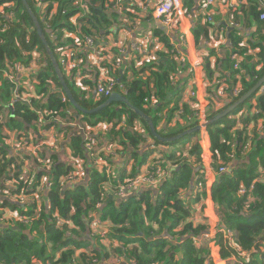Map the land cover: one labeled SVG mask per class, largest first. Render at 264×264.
<instances>
[{"label": "trees", "instance_id": "16d2710c", "mask_svg": "<svg viewBox=\"0 0 264 264\" xmlns=\"http://www.w3.org/2000/svg\"><path fill=\"white\" fill-rule=\"evenodd\" d=\"M76 1L27 0L55 58V43L42 21L40 6L47 4L46 14L49 16L53 5H56L49 21L52 29L60 30L74 21L79 28V36L90 37L95 43L106 42L114 29H120L121 21L135 23L141 11L140 7L133 5L134 0H91L86 12H82ZM238 1L240 12L235 10L231 14L235 28L229 35V45L221 48L220 58L212 56L213 50L208 51V28L212 24L205 17L192 21L191 35L197 49L202 51L200 58L208 103L206 121L234 104L264 76V21L259 19L262 8L257 0ZM108 2L111 4L106 7ZM115 2H118L117 7L112 8ZM6 3L14 5L16 21L5 22L7 28L3 30L4 18L0 17V111L8 110V122L0 125V212L7 207L23 211L30 218L35 210L30 201L23 205L13 204L21 189L29 184L21 180L24 160H30L38 169L34 190H38L42 177L49 179L48 189L39 199L38 219L30 225L0 222V264H34L37 261L41 264H108L113 254L121 260L118 264H212L210 251L215 246H218L219 257L226 264H239L233 260L235 252L228 248L220 232L212 241L206 243L203 240L210 228L208 220L203 217L206 195L200 133L174 143L160 144L149 135L146 124L119 103L111 104L95 115L80 116L61 91L21 1L0 0V6ZM185 6L188 11L194 8L193 2H186ZM247 17L251 18L250 23ZM149 18L152 20L151 15ZM144 20L146 18L141 19ZM252 24L255 32L247 38L243 30L251 28ZM149 30L163 49L155 52L156 60L149 64L136 68L135 61H132L127 65L119 82L123 89L116 88L115 93L124 95L135 108L150 117L161 137L173 138L201 122L196 99L186 95V85L192 77L186 73L187 66L178 62V49L171 43L169 35L155 26ZM63 35L58 32L57 39ZM28 37L31 47L26 44ZM67 42L71 43L70 40ZM34 48L45 66L35 80L27 82L19 78L17 86L10 84L4 76L6 61L23 63V52ZM88 55L85 53L82 58L80 87L73 84L63 71L62 74L75 101L89 110L100 106L107 98H98L95 93L93 80L96 73L88 69ZM114 75L118 77V71ZM187 77L188 82L181 85ZM217 82L227 87L223 96L227 103L215 110V103L221 98ZM235 89L240 90L237 97L232 94ZM15 92L21 97L29 95V104L13 102ZM183 98L185 102H182ZM253 101L254 106L251 104ZM244 110L248 112L242 114ZM253 110L257 113L254 114ZM36 112L42 113L46 120L57 115L65 123L56 124L48 120L40 128L34 124L38 119ZM139 124L143 132L134 131ZM98 125L108 129L106 134H102L104 142L99 143L98 151L117 143L121 152L129 154L135 161L134 164L129 162L132 164L129 171L122 169L116 173L113 170V152L100 151L99 157L107 165V168H100L84 151V141L81 135L73 132L74 126H85L94 132ZM50 128L56 130L57 136L62 135L57 148L61 153H68L70 165L59 163L58 151H50L47 144L39 147L43 139L42 135L39 137L40 131ZM4 129L17 130V138L28 139L39 159L26 153H23L22 160L16 158L7 144L8 138L3 135ZM24 129L30 130L32 137L24 133ZM205 131L210 143V167L215 173L210 198L218 228L235 235L237 248L248 256L243 264H264V84L248 101L222 120L207 126ZM148 139L162 150L150 148ZM246 144H249V151L243 152ZM46 153H49L51 164L49 172L41 166ZM149 160L151 162L147 163ZM74 161H80L89 179L86 184L83 181L73 188H66L59 180L71 171ZM143 166H146L145 173L160 172L163 175L165 182L161 187L143 188L132 196L106 204L105 190L110 189L111 192L120 184L134 181L144 174L141 171ZM222 167L227 168V172H219ZM106 170L110 179L106 177ZM109 180L111 186L107 185ZM8 181H15L13 187ZM241 189L246 194L241 195ZM92 213L99 214L102 223L106 221L109 225V241L91 236L95 232ZM53 215L63 220L65 225L57 227ZM13 227L20 230H13Z\"/></svg>", "mask_w": 264, "mask_h": 264}, {"label": "built area", "instance_id": "2783aa9c", "mask_svg": "<svg viewBox=\"0 0 264 264\" xmlns=\"http://www.w3.org/2000/svg\"><path fill=\"white\" fill-rule=\"evenodd\" d=\"M33 2H38L39 0H32ZM91 0H77L78 8L82 12H86L89 7ZM260 7L262 8V13L259 15V19L264 21V0H257ZM196 8L194 10L188 11L184 9L182 6L181 0H145L144 1V9L152 10L156 19L160 22L161 26L165 28L170 33L178 34V41L180 47L177 48V53L179 58V63L183 66L186 65V55H185V48L187 45V31H191V27L193 25V20L198 17H205L207 22L210 24H214L213 22V15L214 12L210 11V8L215 6L216 4H220L223 6H229V8H236L238 5V0H195ZM111 2L106 4V7H109ZM118 2H115L112 5V8H116ZM53 11L50 13L49 16L46 14L47 4L40 6V16L42 18L43 23L45 24L50 36L53 38L55 43V54L57 55V63L63 71L66 77L76 86H81L80 82L83 78V63L82 58L85 53H89V64L88 69L92 70L96 73L94 76V87L95 93L97 94L98 98L105 97L108 98L113 93H115V89L118 88L119 90L123 89V86L118 82L119 76L123 74V70L129 65L132 61H135L136 58L139 56L145 55L148 51V46L151 47L154 45L152 40L142 39V37L136 36L132 39L128 40L129 43L125 39H121L120 42L113 44L112 48L107 49L106 52L104 48L97 47L93 39L87 36L80 37L79 36V28L76 27L75 22L73 21L72 24L69 26H64L60 30L52 29L51 25L49 24L50 19L52 18L55 6L53 5ZM234 12L235 9L230 10ZM0 17L3 19V30L7 28L6 23H13L16 21L15 14H14V5L12 3H6L0 6ZM189 21L190 24L186 26L185 29L182 28L183 21ZM233 26H235L233 24ZM64 34L63 37L57 39V33ZM67 40H70L71 43L69 44ZM2 43V41H0ZM26 44L31 45V39L28 37L26 39ZM159 43L155 44L156 45ZM208 45V44H207ZM31 47V46H30ZM115 51V53L112 50ZM160 50V49H159ZM23 56L25 60L23 63H16L13 61H6V69L4 71V76L6 80L12 84L17 86L19 84V78L23 81H33L35 77L39 73L40 69L45 66L44 63L41 61L38 51L34 48L30 52L24 51ZM234 60V58H232ZM237 61V58H236ZM118 71V77L114 75V72ZM121 72V73H120ZM120 74V75H119ZM195 84V82H193ZM219 90L218 96L223 98L225 95L227 87L224 84L218 83ZM27 88L25 85H23ZM53 86V84H52ZM29 90V88H27ZM233 96L237 97L240 94L239 89H235L233 91ZM30 96H19L15 92L14 98L12 99L13 102L21 101L28 103L30 102ZM190 98H197V95L193 89L189 91ZM147 102V100H145ZM38 115V119L34 122L35 125L38 127H42L45 121H52L56 124L58 123H65V120L61 119L57 115L49 117V119H45V116L40 113L36 112ZM253 113H257L256 110H253ZM200 116V124H204L206 122L205 116L200 108L199 111ZM239 120L237 119V122ZM8 122V110L4 109L3 112L0 111V125H5ZM134 128V131L141 132L139 129V125ZM44 130V129H42ZM73 132L77 135H81L84 137V149L87 155L90 157L91 161L100 168H107V165L104 161H102L99 157L98 145L100 142H104V138L102 135H98L95 132H91L89 128L85 126H74ZM97 134V135H96ZM57 137L52 138L53 147H49V150H57L58 144L61 142ZM7 144L10 146L14 156L20 160H22L23 153H27L31 150L32 156L36 159H39L38 155H35V149L31 143H29L28 139L26 138H15V139H8ZM42 144L39 145V147ZM153 145H151L152 147ZM249 151V144H246L243 148V152ZM42 168L49 172L51 170V164L49 159V153H46L42 159ZM219 172L225 173L227 172V168H220ZM33 177V178H32ZM106 177L110 179V173L106 170ZM48 179V177H47ZM86 174L83 168V165L80 161L73 162V168L70 172L66 175L60 177V184L65 186L66 188H73L77 184L85 181ZM163 179V175L160 172L155 174H148L144 173L140 175L134 181L128 182L123 185L116 186V188L111 190L112 197L116 200L124 199L128 196H132L135 192L143 189V188H156L161 180ZM21 180L23 183H27L28 187L21 189V194L17 195L13 204L23 205L24 203L30 201V203L34 204V212L30 218L27 215L23 214V211L19 210H11L10 208H5L0 212V222L7 223L10 225L14 224H24L30 225L31 222L35 221L39 217V209H40V200L41 195L44 193L45 190L48 189V185L45 181L39 184L38 190H34L33 185L36 183V178L32 175L23 172L21 175ZM15 181H8V184L13 187ZM108 186H111L110 180L107 183ZM15 189V188H14ZM4 194L6 191L3 192ZM241 195L246 194L244 189L239 191ZM108 194V191L105 190V195ZM55 219L57 227H63L65 222L61 219ZM92 226L94 231L91 236H98L100 239L109 241L108 240V229L105 230L101 227L102 221L100 220L99 214L92 213ZM98 232V234H96ZM217 232H220L228 246V248L232 249L235 254L232 256L233 260L238 262L239 264H243V261H246L248 258L247 254L237 248V244L235 241V235L231 232L218 228L215 230H209V233L203 236V240L207 242L214 240L215 235ZM110 245V242L109 244ZM264 245V242H263Z\"/></svg>", "mask_w": 264, "mask_h": 264}, {"label": "crops", "instance_id": "0c3cea01", "mask_svg": "<svg viewBox=\"0 0 264 264\" xmlns=\"http://www.w3.org/2000/svg\"><path fill=\"white\" fill-rule=\"evenodd\" d=\"M144 1L142 2V4L139 6L141 11L138 12V16L136 17L135 23H130V21H126L124 20V22L121 21V23L119 24L120 29H114L112 31L111 34H109L107 41L103 43V41H100L99 43H95V45L97 47H101L104 48V50L107 52V49H110V47L112 48L113 44H116L118 42H120L121 39H125L127 41V43H129L128 40L132 39L133 37L139 36L142 37V39H147V40H152L154 43L153 48L148 46V51L145 55L139 56L138 58L135 59V64H136V68H140L142 67L143 64H149L152 61L156 60L155 57V52L158 51L159 49L162 50V45L161 44H157L156 48H154L155 44L158 43V41L153 38V34L152 31H150L149 29H152L153 26L158 27V28H162L160 22L156 19V17L154 16L152 10L150 9H144ZM193 2L194 7L196 8V2L195 0H181L182 6L184 7V9H186L187 7L185 6L186 2ZM240 3L238 2V5L236 8H229V6H223L220 4H216L215 6H213L212 8H210V11L214 12L213 15V22L214 25L211 26V28H208L209 33H210V42L208 43V51L211 49L214 52V55H212L214 58L215 57H219L221 51V48L223 49L224 47L229 45V35L230 33L234 30V26L232 23V19H231V14L232 12L230 10L235 9L237 12H240V7H239ZM246 8H248V5L245 6ZM195 8H192L191 10H194ZM187 10V9H186ZM134 12V11H132ZM136 15V12H134ZM151 15L152 20H150L149 16ZM146 18V20L141 21V19ZM248 22H251V18L247 17ZM188 23L190 24V22L187 21H183L182 23V28L185 29L186 26L188 25ZM204 23V21H203ZM115 27V26H114ZM118 27V28H119ZM125 27V28H122ZM132 27V29H130ZM251 28H246L243 30V32L245 33V35L247 36V38H249L253 33V31L255 32V26L252 24L250 25ZM120 31L119 33L116 31ZM165 34L169 35V39L171 41V43L175 46V47H180L179 41H178V34L176 33H170L169 31H166ZM112 36H115L116 41L114 43H112L109 47V42H110V38ZM112 50V49H111ZM114 53L115 51L112 50ZM201 52L199 49H197V47L195 46L194 43V39L191 35V32L187 31V45L185 48V55H186V66H187V72L186 73H190L191 77H192V81L188 82V77L185 78L180 84H186V82H188L189 84L186 85V95H188L189 97V91L190 89H192L195 91L197 98V104H196V108L198 109V112L200 111V108L205 116V111L207 110V99H206V92H205V87L203 84L204 81V76H203V65H202V57H201ZM201 57V58H200ZM220 58V57H219ZM191 71H190V70ZM120 75V74H119ZM187 76V75H185ZM120 79V76H119ZM193 82H195V84H193ZM183 86V87H184ZM176 96V95H175ZM190 98V97H189ZM220 98V97H219ZM186 99L183 98L182 102H185ZM227 103V101H225V99L220 98L219 101H217V103H215V110L222 108L223 106H225V104ZM252 106H254L255 102L253 101ZM4 110H2L3 112ZM246 112H248V110H244L242 112V114H246ZM238 117H236L237 119ZM261 122H259V126H261ZM173 126V123L170 125ZM139 129L142 131V125L139 124ZM161 127V126H160ZM261 129V127H259ZM108 131L106 126H101L98 125L97 128L94 130L95 133H97L98 135H102V134H106ZM18 131L15 130L13 131H9V130H3V135L5 137H7L8 139L12 140L17 138L18 136ZM106 132V133H105ZM24 133H28L31 137L33 135V133L30 130H25L24 129ZM199 135V141H200V146L202 149V154H201V158H202V176H203V181H204V193L206 195V199L204 202L205 208L203 211V217H205L208 222H209V228L210 230H215V228L218 226V220H217V216L214 212V206L211 202V198H210V192H211V188L212 185L215 182V173L212 171L210 165H211V154H210V143H209V139L207 137L206 131L201 130ZM96 134V135H97ZM43 136V139L41 141L40 144L44 145L47 144L48 147H53V142H52V138L53 137H57L59 140L61 139L62 135L59 134L57 136L56 134V130L54 128H50L47 130H41L39 137ZM35 138V135H34ZM153 142L148 139L147 140V144L149 145H153ZM104 146H107L106 143ZM145 147H141V149H144ZM150 148L152 149H156L157 151H161L162 148L161 147H156V146H150ZM101 150L103 152H113L115 155V159L113 161V170L117 173L122 171V169H126L127 171L130 170V164L129 162H132V164H134L135 161H133V159L131 158V156L127 153H123L121 152V148L119 147V145L117 143H114L112 146H108L106 148H101ZM100 148H99V153H100ZM58 154H59V163H65V164H69L70 165V160H69V156L68 153H61L60 149H57ZM27 156H32L31 154V150H29L26 153ZM151 160H149L147 163H150ZM146 163V164H147ZM125 164H129L128 166H126ZM131 164V166H132ZM24 172L29 174L30 176H34L36 178V175L39 174L38 169H36L35 165L32 164V162L30 160H24ZM142 173H145L146 170V166L141 168ZM141 173V174H142ZM88 175V173H87ZM88 177V176H87ZM33 178V177H32ZM46 178V184L48 185V179L47 177H42L41 181L44 182ZM164 178L161 180V182L158 185V188L161 187V185L163 184ZM108 190V194H107V200L105 201L106 204H108L109 202V197L111 196V192L110 189ZM116 200V199H112ZM105 204V205H106ZM196 220V219H195ZM211 223V224H210ZM101 227L105 230L108 229L109 225L106 224V221H104L101 225ZM41 229H43V227H40ZM206 242V241H204ZM87 250V249H86ZM218 246H215L213 248H211L210 251V256H211V262L212 264H226L223 260H221V258L219 257L218 254ZM116 254H113V256H111L109 258V260L107 261L108 264H118L116 263V258H115ZM40 262L37 261L34 264H39Z\"/></svg>", "mask_w": 264, "mask_h": 264}, {"label": "water", "instance_id": "95a60500", "mask_svg": "<svg viewBox=\"0 0 264 264\" xmlns=\"http://www.w3.org/2000/svg\"><path fill=\"white\" fill-rule=\"evenodd\" d=\"M23 7L25 8L26 12L28 13L32 24L34 26L35 32H36V36L38 37L40 43L42 44L45 53L50 61L51 67L53 69L54 75L61 87V91L63 92V94L65 95V97L67 98L69 104L72 106V108L78 112V114L80 116H92L97 114L98 112L104 110L105 108L109 107L111 104L114 103H119L122 104L127 110H129L131 113H133V115H135L137 118H139L140 120H142L149 131V135L158 143L160 144H170V143H174L186 136L195 134L200 132L201 130L206 129L207 126L211 125L212 123H215L216 121L222 120L223 118H225L228 114L232 113L235 109H237L239 106H241L242 104H244L246 101H248L251 96L253 94H255L264 84V76L248 91L246 92L240 99H238L234 104H232L231 106H229L227 109H225L224 111L218 113L217 115H215L213 118H211L210 120L206 121L204 124H200L199 126L193 127L173 138H163L161 137L154 124L153 121L151 120L150 117H148L145 113H143L141 110L135 108L130 102L129 100L122 94L119 93H113L111 96H109L107 98V100L101 104L100 106L93 108V109H85L83 107H81L74 99L73 94L71 93L66 80L61 72V69L57 63V60L54 56L53 51L51 50L47 39L45 38V35L42 31V28L40 26V23L36 17V15L34 14V12L31 10L29 4L27 3V0H20ZM162 30L164 32H166V29L162 27ZM121 73V72H120ZM120 82V79L119 81ZM82 140L84 141V137H82ZM84 149V148H83ZM85 151V149H84ZM88 177H86L85 179V184L88 181ZM165 182V180L163 181ZM157 192V190H156ZM112 196L109 197V201H112ZM0 227H2V225H0ZM7 227V226H5ZM13 230H20L18 227H13Z\"/></svg>", "mask_w": 264, "mask_h": 264}, {"label": "rangeland", "instance_id": "374dc122", "mask_svg": "<svg viewBox=\"0 0 264 264\" xmlns=\"http://www.w3.org/2000/svg\"><path fill=\"white\" fill-rule=\"evenodd\" d=\"M142 0H134V2H133V5L135 6V7H139L141 4H142ZM116 41V39H115V36H112L111 38H110V42H109V47H110V45L112 44V43H114ZM208 224H209V222H208ZM211 224V223H210ZM264 252V251H263ZM47 253H48V251H47ZM115 258H116V263H118L119 261H121V260H118L117 259V257L115 256ZM39 264H41V263H39Z\"/></svg>", "mask_w": 264, "mask_h": 264}, {"label": "bare ground", "instance_id": "6f19581e", "mask_svg": "<svg viewBox=\"0 0 264 264\" xmlns=\"http://www.w3.org/2000/svg\"><path fill=\"white\" fill-rule=\"evenodd\" d=\"M16 105V104H15Z\"/></svg>", "mask_w": 264, "mask_h": 264}]
</instances>
